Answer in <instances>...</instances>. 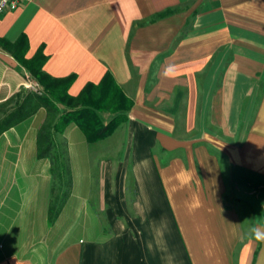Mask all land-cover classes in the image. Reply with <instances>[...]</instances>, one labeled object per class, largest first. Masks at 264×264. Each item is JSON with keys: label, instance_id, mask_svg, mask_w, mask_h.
Masks as SVG:
<instances>
[{"label": "crops", "instance_id": "crops-1", "mask_svg": "<svg viewBox=\"0 0 264 264\" xmlns=\"http://www.w3.org/2000/svg\"><path fill=\"white\" fill-rule=\"evenodd\" d=\"M38 56L71 96L110 73L133 105L59 137L53 221L46 109L0 136V264H264V0H33L0 16V103Z\"/></svg>", "mask_w": 264, "mask_h": 264}, {"label": "trees", "instance_id": "trees-1", "mask_svg": "<svg viewBox=\"0 0 264 264\" xmlns=\"http://www.w3.org/2000/svg\"><path fill=\"white\" fill-rule=\"evenodd\" d=\"M167 10L162 15H168ZM34 78L42 85L43 94L22 90L0 103V136L9 128L34 115L44 107L47 116L37 135L38 155L49 158L53 178L49 207L50 220H55L64 207L72 188V171L67 154V142L63 138L68 125L76 120L90 142L99 141L111 135L121 123L127 120L126 113L133 101L116 85L108 73L100 85L89 84L78 97L68 90L75 76L53 78L43 70L47 56L27 61ZM101 111H110L112 116L105 121Z\"/></svg>", "mask_w": 264, "mask_h": 264}, {"label": "built area", "instance_id": "built-area-1", "mask_svg": "<svg viewBox=\"0 0 264 264\" xmlns=\"http://www.w3.org/2000/svg\"><path fill=\"white\" fill-rule=\"evenodd\" d=\"M31 1L33 0H0V16L8 11L17 10ZM23 87L25 90L35 92L39 95L43 94L42 85L30 74L26 75Z\"/></svg>", "mask_w": 264, "mask_h": 264}, {"label": "clouds", "instance_id": "clouds-1", "mask_svg": "<svg viewBox=\"0 0 264 264\" xmlns=\"http://www.w3.org/2000/svg\"><path fill=\"white\" fill-rule=\"evenodd\" d=\"M253 233L257 240H260L262 238V234L258 229H253Z\"/></svg>", "mask_w": 264, "mask_h": 264}]
</instances>
